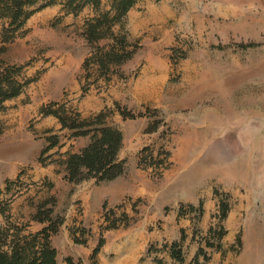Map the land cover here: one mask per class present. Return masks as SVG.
Listing matches in <instances>:
<instances>
[{"label": "rangeland", "instance_id": "1", "mask_svg": "<svg viewBox=\"0 0 264 264\" xmlns=\"http://www.w3.org/2000/svg\"><path fill=\"white\" fill-rule=\"evenodd\" d=\"M96 14L48 7L0 52L35 79L0 111V228L34 234L36 207L53 201L58 264H92L100 241L97 264H176L174 245L182 264H264V0H140L123 19L133 56L108 83L84 69ZM46 107L102 115L122 134L124 173L63 181L60 164L89 138L42 117Z\"/></svg>", "mask_w": 264, "mask_h": 264}, {"label": "trees", "instance_id": "2", "mask_svg": "<svg viewBox=\"0 0 264 264\" xmlns=\"http://www.w3.org/2000/svg\"><path fill=\"white\" fill-rule=\"evenodd\" d=\"M107 1V10L100 12L101 4ZM140 0H0V23L3 25L0 31V52L4 46L12 44L16 33L23 30L25 23L35 13L48 7L60 6L66 15H77L87 7H92L96 15L85 21L82 38L90 46L96 45V52L85 61L84 69L95 67L101 78L109 82L112 68L120 67L131 59L133 50L129 51V42L123 33L124 17L136 7ZM116 30V31H115ZM123 33V34H122ZM99 43H108L98 46ZM35 79L25 80L22 67L11 66L0 62V111L3 103L13 100L23 93ZM42 117L55 118L61 130L72 133V138H89V143L82 147L77 154H68L60 165L63 168V181L69 184H80L83 181L95 180L96 182H112L124 173L125 163L117 159L122 144V134L103 123L102 115H98L94 121L81 120L79 115L65 116L64 111H53L49 107L39 111ZM120 116L133 118L129 113H120ZM58 145L57 138L50 139L48 151ZM50 202H45L36 207L32 221L42 227L34 234H24L23 230L16 227L0 228V264H58L56 250L51 244V238L55 236L63 224V219L54 216ZM53 206V205H52ZM49 207V208H48ZM225 217L223 210L222 217ZM114 224V223H113ZM109 226L113 229L114 225ZM213 233V231H210ZM103 246L99 242L93 250L90 259L96 263V256ZM168 257L176 264H182L183 259L174 251ZM66 264H74L66 258ZM153 264H163V261L155 260Z\"/></svg>", "mask_w": 264, "mask_h": 264}, {"label": "crops", "instance_id": "3", "mask_svg": "<svg viewBox=\"0 0 264 264\" xmlns=\"http://www.w3.org/2000/svg\"><path fill=\"white\" fill-rule=\"evenodd\" d=\"M129 13V12H128Z\"/></svg>", "mask_w": 264, "mask_h": 264}]
</instances>
